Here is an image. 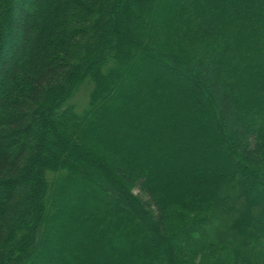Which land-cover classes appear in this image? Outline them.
<instances>
[{"label": "trees", "instance_id": "obj_1", "mask_svg": "<svg viewBox=\"0 0 264 264\" xmlns=\"http://www.w3.org/2000/svg\"><path fill=\"white\" fill-rule=\"evenodd\" d=\"M0 264H264V0H0Z\"/></svg>", "mask_w": 264, "mask_h": 264}, {"label": "rangeland", "instance_id": "obj_2", "mask_svg": "<svg viewBox=\"0 0 264 264\" xmlns=\"http://www.w3.org/2000/svg\"><path fill=\"white\" fill-rule=\"evenodd\" d=\"M91 89V82H86L85 84L80 85L77 89H75L76 91L72 99V103L76 111L80 112L85 109L89 101ZM144 198L146 199V196H144Z\"/></svg>", "mask_w": 264, "mask_h": 264}]
</instances>
